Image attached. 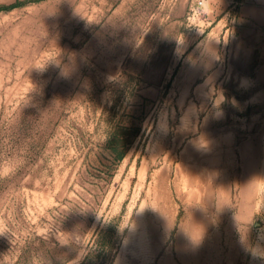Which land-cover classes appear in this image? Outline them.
<instances>
[{"label": "rangeland", "instance_id": "374dc122", "mask_svg": "<svg viewBox=\"0 0 264 264\" xmlns=\"http://www.w3.org/2000/svg\"><path fill=\"white\" fill-rule=\"evenodd\" d=\"M22 1L0 264H80L101 231L103 264H264V0Z\"/></svg>", "mask_w": 264, "mask_h": 264}, {"label": "trees", "instance_id": "16d2710c", "mask_svg": "<svg viewBox=\"0 0 264 264\" xmlns=\"http://www.w3.org/2000/svg\"><path fill=\"white\" fill-rule=\"evenodd\" d=\"M26 1L22 0H16V2L10 4V5H3L0 6V12H10L18 7H21L25 5ZM116 134L110 136V145L113 144V140L115 139ZM123 152L119 158H123L124 156ZM98 251L97 254L95 252L90 251L85 259L80 263V264H103L104 262H112V259H108L107 255L108 252L110 251V241H109V236L107 234V231H101L99 233V238H98Z\"/></svg>", "mask_w": 264, "mask_h": 264}, {"label": "built area", "instance_id": "2783aa9c", "mask_svg": "<svg viewBox=\"0 0 264 264\" xmlns=\"http://www.w3.org/2000/svg\"><path fill=\"white\" fill-rule=\"evenodd\" d=\"M205 0H196V3L194 4V8L192 9L193 15L196 14L197 9L204 6Z\"/></svg>", "mask_w": 264, "mask_h": 264}, {"label": "crops", "instance_id": "0c3cea01", "mask_svg": "<svg viewBox=\"0 0 264 264\" xmlns=\"http://www.w3.org/2000/svg\"><path fill=\"white\" fill-rule=\"evenodd\" d=\"M14 2H16V0H0V6L10 5V4L14 3ZM178 23H179V21H178ZM180 24H182V23H180Z\"/></svg>", "mask_w": 264, "mask_h": 264}]
</instances>
